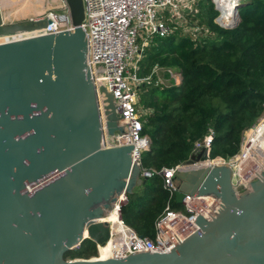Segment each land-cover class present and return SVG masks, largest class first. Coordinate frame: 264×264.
Listing matches in <instances>:
<instances>
[{
  "label": "water",
  "instance_id": "water-1",
  "mask_svg": "<svg viewBox=\"0 0 264 264\" xmlns=\"http://www.w3.org/2000/svg\"><path fill=\"white\" fill-rule=\"evenodd\" d=\"M66 3L74 31L0 45V264H264V157L250 161L249 181L233 186L226 165L191 168L201 154L185 163L176 201L200 192L224 203L213 221L200 217L169 253L65 259L87 223L113 215L124 189L129 195L147 181L132 147L103 148L106 132L130 142L129 128L114 87L104 86V64L88 67L84 1ZM45 26L6 24L0 8V38ZM253 144H264V126ZM87 231L98 244L110 239L107 222Z\"/></svg>",
  "mask_w": 264,
  "mask_h": 264
},
{
  "label": "trees",
  "instance_id": "trees-1",
  "mask_svg": "<svg viewBox=\"0 0 264 264\" xmlns=\"http://www.w3.org/2000/svg\"><path fill=\"white\" fill-rule=\"evenodd\" d=\"M199 7L200 21L210 37L193 39L177 31L154 38L144 51L141 77L151 75L157 65L181 75L167 85L157 84L153 77L143 87L142 106L152 110L144 128L151 143L142 156L147 169L185 164L196 142L211 130L215 134L211 158L235 157L245 131L264 111V2L243 4L241 22L232 29L215 23L218 11L212 0H201ZM169 203L180 208L164 187L163 177L156 175L128 195L122 218L140 236L154 238L156 221ZM96 254L95 243L87 240L79 250L66 253L65 259H90Z\"/></svg>",
  "mask_w": 264,
  "mask_h": 264
},
{
  "label": "built area",
  "instance_id": "built-area-1",
  "mask_svg": "<svg viewBox=\"0 0 264 264\" xmlns=\"http://www.w3.org/2000/svg\"><path fill=\"white\" fill-rule=\"evenodd\" d=\"M85 19L83 29L90 44L91 57L88 59V67H98L104 64L105 75L103 83L105 87H114L113 97L118 100L119 111L124 115L125 125L129 128L130 142L123 143L121 135L116 133L109 136L103 135V148L132 147V162L141 169L142 179H151L160 175L164 179V187L170 192L171 199H176L179 191V176L182 170L188 168L186 164L175 168H163L160 171L147 169L143 166L142 156L150 147V138L144 135L147 116L152 112L142 106L141 96L143 87L153 82V77H158L161 71L169 72L172 79L179 80L181 75L169 68L155 66L151 75L141 77V63L145 49L154 38H166L177 31L182 34L191 33L193 39H199L200 34L210 37V30L198 25L187 26L188 17L196 15L201 0H83ZM252 0H212L218 15L215 23L222 28L232 29L233 25L240 20L237 6ZM263 1L264 0H260ZM195 13V14H194ZM188 19V20H187ZM45 21L46 26L30 32H23L9 37L26 35L25 39L42 36H50L64 32L74 31L70 9L66 0L58 9H50L40 18L31 22ZM259 122L250 128L251 136L259 126H264V111ZM214 132L211 130L203 140L196 142L192 155H200L191 168H213L226 165L232 171L233 186L240 182L249 181L248 165L251 160L241 161L249 142L247 136L242 141V150L237 156L225 160L222 158L212 159L211 148L214 140ZM203 150L209 160L204 159ZM253 157L260 154L252 153ZM204 160V162H203ZM237 160V163H233ZM219 162V163H217ZM215 164L208 166V164ZM128 202V194L124 189L120 203L113 208V214L117 215V223L120 230L114 229L110 216H101L86 224L84 240L75 247L79 250L82 244L90 240L95 243L97 254L87 260L105 259L125 260L138 253L152 251L153 253H169L183 243L200 217L208 222L218 217L224 209V203L209 199L200 192L186 194L179 209H173L169 203L158 218L155 225V237H144L130 228L122 218V208ZM107 222L110 226V239L104 244H98L92 240L87 228L90 223ZM102 248L107 249L102 253ZM81 258L71 259L80 260Z\"/></svg>",
  "mask_w": 264,
  "mask_h": 264
},
{
  "label": "rangeland",
  "instance_id": "rangeland-1",
  "mask_svg": "<svg viewBox=\"0 0 264 264\" xmlns=\"http://www.w3.org/2000/svg\"><path fill=\"white\" fill-rule=\"evenodd\" d=\"M4 1L5 0H3V2ZM6 1H10V0H6ZM11 1L13 4H11L9 6V8H4L6 10H5L3 16L5 18L6 24H25V25L30 24L31 20L40 18L48 10L58 9L62 5V0H48V1L47 0H29V1L26 0L27 2H24L23 0H19V1L18 0H11ZM21 10L23 11V13H20ZM198 11H199L198 13L195 12L196 15H192V16L188 17L189 20L187 19L188 21H187L186 25L190 26V27L194 26V25H198L201 28L202 27L208 28L207 25L202 24L200 21V18H199L200 7H198ZM13 13H15V15ZM186 35L192 37L191 33H186ZM199 37H200L199 39H201V38L203 39L204 37H206V35H203V33H202V34H200ZM192 38H194V37H192ZM170 79H172V75L169 72L161 71L157 77V84L167 85V84H169ZM258 122L259 121H257V123ZM249 130L250 129L245 131L244 137L247 136ZM244 137H243V139H244ZM241 150H242V146H241L238 154H240ZM237 155H235V156H237ZM231 158H233V157H231ZM231 158H229V159H231ZM229 159H227V160H229Z\"/></svg>",
  "mask_w": 264,
  "mask_h": 264
},
{
  "label": "bare ground",
  "instance_id": "bare-ground-1",
  "mask_svg": "<svg viewBox=\"0 0 264 264\" xmlns=\"http://www.w3.org/2000/svg\"><path fill=\"white\" fill-rule=\"evenodd\" d=\"M19 1V0H18ZM24 2H27L26 0H23ZM29 1V0H28ZM48 1V0H47ZM34 2V1H33ZM38 2V1H37ZM2 3V2H1ZM45 3V2H44ZM8 4L11 5L13 4L12 1H8ZM26 4V3H25ZM28 5V4H27ZM47 5V4H46ZM7 6V5H6ZM24 6V5H23ZM22 6V7H23ZM19 9V8H18ZM17 10V9H16ZM22 11V10H21ZM17 12V11H16ZM9 13V12H8ZM15 15V13H13ZM26 35H18V36H15V37H3V38H0V45L2 44H6V43H10V42H14V41H21V40H27L25 39ZM30 39V38H28ZM5 41V42H4ZM262 128L263 126H259L258 129H256V131L254 132V136L252 134L251 136V132L247 134V138H248V146H247V149L246 151H244V156L243 158L241 159V161H249V160H252L254 157L252 156V153H259L260 154V157H264V144H262L260 147H257L255 144H253V141L255 139H259L261 138V132H262ZM211 165H215L214 163L211 164L209 163L208 166H211ZM110 221H113L114 223V229H117V230H120L119 226L116 225L117 223V215L113 214L111 215L110 217ZM107 251V249H103L102 248V253H105ZM100 260H105V257H103L102 259Z\"/></svg>",
  "mask_w": 264,
  "mask_h": 264
},
{
  "label": "crops",
  "instance_id": "crops-1",
  "mask_svg": "<svg viewBox=\"0 0 264 264\" xmlns=\"http://www.w3.org/2000/svg\"><path fill=\"white\" fill-rule=\"evenodd\" d=\"M2 2V3H1ZM7 5V6H6ZM9 4H8V1H4L3 2V0H0V8H1V13H2V15L4 14V12H5V10L6 9H4V8H9ZM20 13H23V11H20ZM3 18H4V16H3ZM4 21H5V18H4ZM6 22V21H5ZM203 162H204V160H203Z\"/></svg>",
  "mask_w": 264,
  "mask_h": 264
}]
</instances>
